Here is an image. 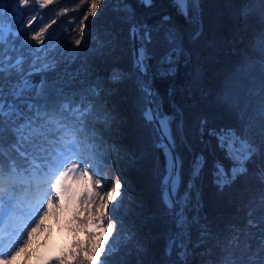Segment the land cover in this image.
Listing matches in <instances>:
<instances>
[{"label": "trees", "instance_id": "16d2710c", "mask_svg": "<svg viewBox=\"0 0 264 264\" xmlns=\"http://www.w3.org/2000/svg\"><path fill=\"white\" fill-rule=\"evenodd\" d=\"M78 3L54 0L48 8L31 12L33 0L24 9L25 19L35 17L33 30L56 20L48 33L59 34L62 48L69 51L58 58L55 70L43 74L41 110L54 115L25 129L24 147H19V136L6 122L0 134V166L31 168L32 161L25 163L19 154L25 148L34 157H41V150H46L45 155L62 150L64 129L76 123L72 112L61 114L63 105L75 109L87 101L90 115L81 139L97 154L104 177L110 183L119 177L123 184L122 198L111 217L119 233L113 237L117 251L106 264H249L258 260L264 229V184L258 179L264 164V44L260 39L264 12L260 5L255 0H197L194 4L190 0L185 13L175 0H125L128 8L111 1L89 19L84 42L76 48L74 38L87 8H77ZM62 8L76 10L62 15ZM72 17L75 31L69 28ZM4 23L16 22L6 12ZM135 26L146 49V77L133 52ZM26 34L30 37L32 32ZM40 80L41 75L33 77L35 84ZM97 83L103 89H97L98 99L90 92ZM149 85L180 161L176 215L175 204L166 203L164 195L173 155L154 122L143 115L142 89ZM224 130L258 149L244 162L247 171L221 189L215 180L217 168L239 167L221 147L218 134ZM122 151H131L134 157L126 162ZM34 163L42 165L44 160L35 158ZM32 171L35 175L19 185V195L37 187L36 174L48 184L47 169ZM67 235L64 249L72 242L71 234Z\"/></svg>", "mask_w": 264, "mask_h": 264}, {"label": "snow or ice", "instance_id": "6c2138e0", "mask_svg": "<svg viewBox=\"0 0 264 264\" xmlns=\"http://www.w3.org/2000/svg\"><path fill=\"white\" fill-rule=\"evenodd\" d=\"M106 2L107 0H79L76 7L81 8L87 5V8L82 13L78 25V38H74L76 48L84 42L89 19L95 18ZM123 2L124 0H117L118 4ZM145 2L150 3V0H145ZM191 2L194 4L196 0H191ZM255 2L264 12V0H255ZM32 3L33 0H0V134L4 132L3 125L6 122L12 125L13 130L19 136V147H24L25 129L30 128L38 119L54 115V112L41 110L40 98L43 97V90L46 86L43 74L49 70H55L58 58L63 56L64 51H69L66 47L62 48L59 34L50 35L48 33V29L56 23V20H52L50 24L38 30L32 29L35 17L24 18L26 15L24 9L29 8ZM53 3L54 0H34L35 7L30 11L36 12L48 8ZM175 3L181 12L186 13L190 0H175ZM7 4L13 6L6 9ZM75 10L62 8L61 14L67 15ZM6 12L10 20L16 22L15 24L6 25L4 23ZM76 27L75 17L70 18L69 28L75 31ZM29 31L32 32L30 37L26 34ZM20 36H23V41H19ZM260 39L264 44V34ZM25 45H27V51ZM143 65L144 54L141 52L137 56L138 69L143 70ZM35 75H41L39 84L33 83ZM113 79L118 80L119 77L114 76ZM97 89L103 91L101 85L97 83L90 92L93 98L98 99L100 92ZM142 91L145 98L144 118L149 122H156L158 111L153 107L154 93L150 88H144ZM68 112H72L76 123L69 124L64 129L62 150L49 155L44 154L46 150H41V157H34L25 148L19 154L25 163L32 161L31 168H24L22 171V166L19 164L7 168L0 166V264H12L16 256L29 243V240L25 239L19 243V246H13L17 234L24 226L21 213L22 199L17 196L18 185L28 182L29 178L35 175L32 169L36 172H44V169H47L44 175L49 184V190L45 194L46 207L42 205L41 208L36 209V214L43 211V216L46 217L54 213L57 216V222L63 218L72 237L71 244L49 257L45 264H106L107 260L117 251L113 237L119 233L116 231V219H111V217L115 215V210L122 198L123 184L119 177L114 183H110L104 177L97 154L86 145L85 139H81L85 137L84 122L90 115L89 103L83 101L82 107L77 106L75 109L67 104L63 105L61 114L66 115ZM261 113L264 116V104L261 105ZM51 122L61 123V121ZM158 131L171 142L166 120L158 121ZM262 135H264V130H262ZM218 138L221 141V147L239 165L230 171H225L223 167L217 168L215 180L217 186L223 189L230 185L237 175L247 171L243 167L244 162L256 154L257 150L247 140L240 139L230 130L222 131L218 134ZM78 145H84V147H78ZM2 155L3 147L0 146V157ZM35 158H42L44 163L36 165ZM170 164L168 175L165 177L164 195L166 203L172 205L176 203L175 197L179 190L180 161L173 156ZM25 173L28 175L26 176ZM258 179L261 184H264V164H261L258 169ZM53 190L54 200L47 198L53 195ZM33 223L36 227H40L39 221L34 220ZM32 231L34 232L35 229ZM24 234L29 238L32 236V232ZM249 264H264V229H261L259 259L250 260Z\"/></svg>", "mask_w": 264, "mask_h": 264}, {"label": "rangeland", "instance_id": "374dc122", "mask_svg": "<svg viewBox=\"0 0 264 264\" xmlns=\"http://www.w3.org/2000/svg\"><path fill=\"white\" fill-rule=\"evenodd\" d=\"M111 1H113V3L117 4L118 6L121 5L117 3V0H107V2L104 5H102V7L106 6ZM124 2L122 3L123 7L128 8V5L124 4ZM238 146L239 145H237V147ZM252 147H254L256 150L258 149L256 146H252ZM116 149L119 151L118 147H116ZM120 154H121V158L124 159L126 162L130 161V159L134 157L131 151H127V152L122 151L120 152ZM122 163L123 162H120L119 164ZM47 198L53 200L55 199L54 190H53V195L48 196ZM140 201H143L142 198L140 199ZM42 205L43 207H46L45 200L38 203L37 209L41 208ZM37 221L40 222V227H36V225L35 227H33V222L30 220V217H29V221L28 220L24 221V226L22 228L24 229L23 234L26 232H32V236L29 238L26 234H24L26 235L25 238L29 240V243L24 248V250L21 251L20 254L16 256L12 264H45V261L49 257H52L56 253H59L60 250L64 249V247L67 245L69 241L67 235L68 230L66 229L63 218H61L60 221L57 222V216L54 213H50L48 216L45 217L43 216V211H40L39 214L37 215ZM33 229H35L34 232L32 231Z\"/></svg>", "mask_w": 264, "mask_h": 264}, {"label": "water", "instance_id": "95a60500", "mask_svg": "<svg viewBox=\"0 0 264 264\" xmlns=\"http://www.w3.org/2000/svg\"><path fill=\"white\" fill-rule=\"evenodd\" d=\"M131 41H132V46H133V52H134V55H135V58H136V61H137V56L138 54H140L141 52H143L144 54V65H143V70H141V72L143 73V76L146 77L147 75V67H146V59H147V55H146V49L144 47V45L142 44L141 40H140V36H139V28L138 26H135L132 30H131ZM140 70V69H139ZM150 88V90L153 92L154 91V88L153 86H148ZM153 99V97H152ZM153 107H155L153 105ZM159 114H158V121H159ZM158 121L154 122L157 130H158ZM159 132V131H158ZM160 136L162 137V139L167 143L171 153L173 156L178 157V154L175 150V147L173 145V142H169V139L165 138L162 136V134L159 132ZM175 204V215L177 214L178 212V205L176 203Z\"/></svg>", "mask_w": 264, "mask_h": 264}, {"label": "built area", "instance_id": "2783aa9c", "mask_svg": "<svg viewBox=\"0 0 264 264\" xmlns=\"http://www.w3.org/2000/svg\"><path fill=\"white\" fill-rule=\"evenodd\" d=\"M197 216H198V212H197Z\"/></svg>", "mask_w": 264, "mask_h": 264}]
</instances>
